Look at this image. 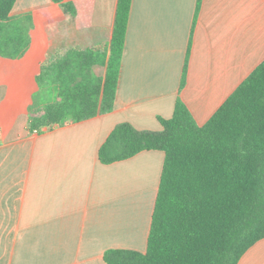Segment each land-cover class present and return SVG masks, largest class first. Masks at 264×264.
<instances>
[{
    "label": "crops",
    "instance_id": "1",
    "mask_svg": "<svg viewBox=\"0 0 264 264\" xmlns=\"http://www.w3.org/2000/svg\"><path fill=\"white\" fill-rule=\"evenodd\" d=\"M64 1L75 15L54 0H17L11 12L30 51L0 59V264L145 252L165 152L106 164L101 146L119 123L161 130L179 98L204 125L264 61V0H202L195 24L198 0H132L113 110L31 131L42 65L70 49L109 50L113 36L119 0ZM93 71L103 78L106 67ZM238 264H264V238Z\"/></svg>",
    "mask_w": 264,
    "mask_h": 264
},
{
    "label": "trees",
    "instance_id": "2",
    "mask_svg": "<svg viewBox=\"0 0 264 264\" xmlns=\"http://www.w3.org/2000/svg\"><path fill=\"white\" fill-rule=\"evenodd\" d=\"M16 1L0 0V59H17L30 51L23 26L11 18ZM54 1L76 14L72 3ZM201 5L198 0L194 24ZM131 6L132 0H119L109 50L103 44L70 49L42 65L31 131L113 110ZM189 54L190 47L181 87L186 83ZM96 64L106 67L105 77L94 73ZM158 119L159 131L119 123L99 150L106 164L145 150L165 152L146 251L112 248L104 253V260L108 264H238L264 238V61L204 125L197 123L180 98L170 118Z\"/></svg>",
    "mask_w": 264,
    "mask_h": 264
},
{
    "label": "built area",
    "instance_id": "3",
    "mask_svg": "<svg viewBox=\"0 0 264 264\" xmlns=\"http://www.w3.org/2000/svg\"><path fill=\"white\" fill-rule=\"evenodd\" d=\"M35 131H37V130H35Z\"/></svg>",
    "mask_w": 264,
    "mask_h": 264
},
{
    "label": "rangeland",
    "instance_id": "4",
    "mask_svg": "<svg viewBox=\"0 0 264 264\" xmlns=\"http://www.w3.org/2000/svg\"><path fill=\"white\" fill-rule=\"evenodd\" d=\"M35 41H37V40H35Z\"/></svg>",
    "mask_w": 264,
    "mask_h": 264
}]
</instances>
